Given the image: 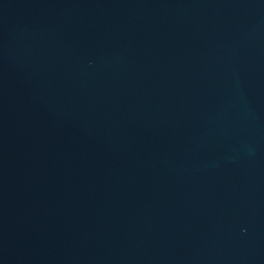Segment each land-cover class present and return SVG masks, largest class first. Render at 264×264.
Wrapping results in <instances>:
<instances>
[{
	"label": "water",
	"instance_id": "obj_1",
	"mask_svg": "<svg viewBox=\"0 0 264 264\" xmlns=\"http://www.w3.org/2000/svg\"><path fill=\"white\" fill-rule=\"evenodd\" d=\"M0 264H264V0H0Z\"/></svg>",
	"mask_w": 264,
	"mask_h": 264
}]
</instances>
